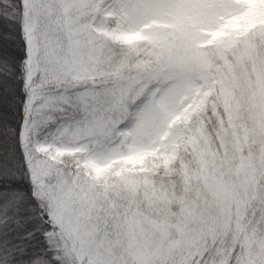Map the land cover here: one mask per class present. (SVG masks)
Masks as SVG:
<instances>
[{
    "label": "snow or ice",
    "instance_id": "obj_1",
    "mask_svg": "<svg viewBox=\"0 0 264 264\" xmlns=\"http://www.w3.org/2000/svg\"><path fill=\"white\" fill-rule=\"evenodd\" d=\"M0 264H264V0H0Z\"/></svg>",
    "mask_w": 264,
    "mask_h": 264
}]
</instances>
